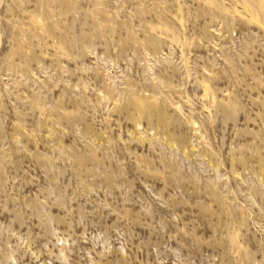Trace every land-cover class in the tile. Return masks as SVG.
Returning a JSON list of instances; mask_svg holds the SVG:
<instances>
[{"label":"rangeland","instance_id":"rangeland-1","mask_svg":"<svg viewBox=\"0 0 264 264\" xmlns=\"http://www.w3.org/2000/svg\"><path fill=\"white\" fill-rule=\"evenodd\" d=\"M0 264H264V0H0Z\"/></svg>","mask_w":264,"mask_h":264}]
</instances>
